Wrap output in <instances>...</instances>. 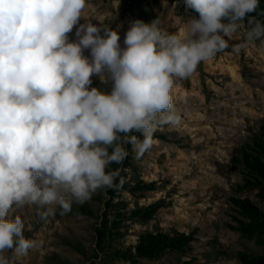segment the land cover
<instances>
[{
    "label": "clouds",
    "instance_id": "clouds-1",
    "mask_svg": "<svg viewBox=\"0 0 264 264\" xmlns=\"http://www.w3.org/2000/svg\"><path fill=\"white\" fill-rule=\"evenodd\" d=\"M86 6L0 0V253L12 251L0 264L38 246L21 217H9L14 207L35 206L47 223L57 209L64 216L98 191H119L122 168L110 166L123 165L128 146L140 160L159 128L181 124L175 82L223 53L226 37L246 26L234 52L264 42L259 0H183L198 17L179 33L135 20L123 46L118 30L80 23ZM94 76L110 88L93 87Z\"/></svg>",
    "mask_w": 264,
    "mask_h": 264
},
{
    "label": "rangeland",
    "instance_id": "rangeland-1",
    "mask_svg": "<svg viewBox=\"0 0 264 264\" xmlns=\"http://www.w3.org/2000/svg\"><path fill=\"white\" fill-rule=\"evenodd\" d=\"M192 15L183 0H87L80 23L118 30L123 46L132 21L159 20L162 30L179 33ZM247 30L226 37L228 49L175 82L181 124L159 128L140 160L128 146L123 165L110 166L122 168L119 191H98L64 216L57 209L47 223L35 206L10 211L38 244L15 264H264V42L231 47ZM92 86L110 82L94 76ZM147 234L183 242L139 252Z\"/></svg>",
    "mask_w": 264,
    "mask_h": 264
},
{
    "label": "trees",
    "instance_id": "trees-1",
    "mask_svg": "<svg viewBox=\"0 0 264 264\" xmlns=\"http://www.w3.org/2000/svg\"><path fill=\"white\" fill-rule=\"evenodd\" d=\"M255 15V14H253ZM159 207V204L155 203L150 206L151 211H156ZM183 242L182 238L180 237H168L163 235H151L147 234L143 237V240L138 246V251L143 253H155L160 247L167 246L173 247L174 245L181 244Z\"/></svg>",
    "mask_w": 264,
    "mask_h": 264
}]
</instances>
